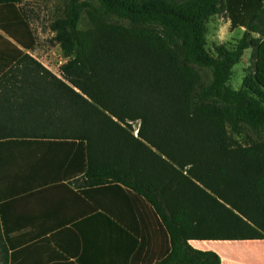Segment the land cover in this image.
Masks as SVG:
<instances>
[{"label":"trees","instance_id":"trees-1","mask_svg":"<svg viewBox=\"0 0 264 264\" xmlns=\"http://www.w3.org/2000/svg\"><path fill=\"white\" fill-rule=\"evenodd\" d=\"M21 2L0 0V142H77L81 187L110 186L160 225L169 247L155 264H220L190 240H264V139L238 140L241 124L264 130V0H98L86 30L73 6L51 25L61 79L29 56L37 41ZM220 6L244 33L213 57L205 34ZM247 49L253 72L233 90ZM196 66L210 69L208 85ZM15 230L0 198L2 264L14 258Z\"/></svg>","mask_w":264,"mask_h":264},{"label":"crops","instance_id":"crops-1","mask_svg":"<svg viewBox=\"0 0 264 264\" xmlns=\"http://www.w3.org/2000/svg\"><path fill=\"white\" fill-rule=\"evenodd\" d=\"M82 164L71 140L0 142L2 210L16 229L11 264H155L169 240L150 211L110 186L81 187ZM189 244L220 264H264V240Z\"/></svg>","mask_w":264,"mask_h":264},{"label":"rangeland","instance_id":"rangeland-1","mask_svg":"<svg viewBox=\"0 0 264 264\" xmlns=\"http://www.w3.org/2000/svg\"><path fill=\"white\" fill-rule=\"evenodd\" d=\"M21 5L29 15L31 28L36 36V47L31 51V55L38 63H42L53 75L61 79L60 67L66 62V59L59 42L56 40V33L52 30L51 25L55 21L65 19L68 12L75 6L78 14L76 29H88L101 16L98 0H22ZM107 18L108 22L128 24L126 21L120 20L115 16L109 15L105 17V19ZM206 28L205 48L213 57H217L216 50L220 47H224L230 51L234 50L244 33L243 29H230L229 21L221 6L218 13L210 17ZM254 62L253 51L251 49L245 50L239 62L231 70L230 80L228 82L231 89H241L245 76L253 72ZM196 68L202 75V84L204 86L208 85L212 80L210 69L199 66H196ZM129 124L136 136L140 122H130ZM229 129L228 131L231 136L238 139ZM241 129L242 139H238L240 141L264 139V130L251 128L246 124H241ZM0 264H2L1 258Z\"/></svg>","mask_w":264,"mask_h":264}]
</instances>
